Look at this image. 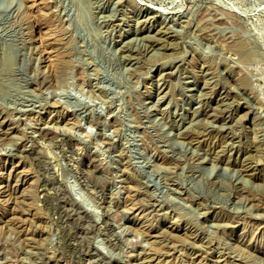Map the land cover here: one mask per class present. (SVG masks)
Here are the masks:
<instances>
[{"label": "rangeland", "instance_id": "obj_1", "mask_svg": "<svg viewBox=\"0 0 264 264\" xmlns=\"http://www.w3.org/2000/svg\"><path fill=\"white\" fill-rule=\"evenodd\" d=\"M0 264H264V0H0Z\"/></svg>", "mask_w": 264, "mask_h": 264}, {"label": "bare ground", "instance_id": "obj_2", "mask_svg": "<svg viewBox=\"0 0 264 264\" xmlns=\"http://www.w3.org/2000/svg\"><path fill=\"white\" fill-rule=\"evenodd\" d=\"M153 9V8H152ZM242 80V79H241ZM238 81V80H237ZM240 86H241V84H240ZM250 95H252V94H250Z\"/></svg>", "mask_w": 264, "mask_h": 264}]
</instances>
